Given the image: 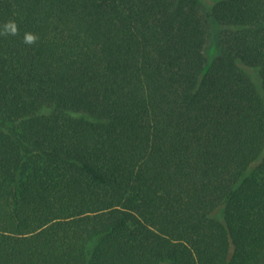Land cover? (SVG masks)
Masks as SVG:
<instances>
[{"label": "trees", "instance_id": "obj_1", "mask_svg": "<svg viewBox=\"0 0 264 264\" xmlns=\"http://www.w3.org/2000/svg\"><path fill=\"white\" fill-rule=\"evenodd\" d=\"M0 264H264V0H0Z\"/></svg>", "mask_w": 264, "mask_h": 264}, {"label": "rangeland", "instance_id": "obj_2", "mask_svg": "<svg viewBox=\"0 0 264 264\" xmlns=\"http://www.w3.org/2000/svg\"><path fill=\"white\" fill-rule=\"evenodd\" d=\"M206 2L208 3L209 1H206ZM211 47H212L211 44L210 45L208 44V46L206 48L207 49V52H209L211 50Z\"/></svg>", "mask_w": 264, "mask_h": 264}, {"label": "clouds", "instance_id": "obj_3", "mask_svg": "<svg viewBox=\"0 0 264 264\" xmlns=\"http://www.w3.org/2000/svg\"><path fill=\"white\" fill-rule=\"evenodd\" d=\"M13 30H14V28H13ZM33 38H34V37H32V36H30V35L27 37V39H28L29 41H31Z\"/></svg>", "mask_w": 264, "mask_h": 264}]
</instances>
